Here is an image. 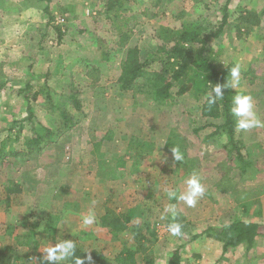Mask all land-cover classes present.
<instances>
[{"label": "rangeland", "instance_id": "obj_1", "mask_svg": "<svg viewBox=\"0 0 264 264\" xmlns=\"http://www.w3.org/2000/svg\"><path fill=\"white\" fill-rule=\"evenodd\" d=\"M128 1L125 15L137 20L128 43L148 50L157 47L159 26L180 29L200 23L216 30L226 2ZM107 2L51 0L54 20L49 24L39 0H0V148L5 142L0 153V251L11 255V264H37L45 247L72 239L83 251L102 253L101 264H146L147 256L166 264L179 247L182 264H264V236L250 251L241 245L225 254L221 242L206 235L190 241L192 234L235 218L264 222V127H236L235 137L250 162L240 176L235 155L225 147L227 132L212 134L223 120L202 116L210 90L177 96L176 85V100L165 105L148 96L143 80L133 90H121L116 79L126 48L109 20L95 22ZM229 9V24L218 39H210L209 47L223 49L218 63H239L236 91L252 97L257 118L264 122V0H232ZM252 13L258 15L257 23L242 20ZM103 51L109 53L107 59ZM27 83L32 85L28 99L19 92ZM47 91L55 105L76 119L83 117L56 141L29 151L27 138L42 126L57 128L63 120L49 109ZM73 94L80 110L69 99ZM174 137L180 152L181 144L186 147L188 163L195 160L189 173L177 169L172 149L166 147ZM11 148L24 152L15 155ZM192 174L205 189L196 205L169 199V191L186 190L185 180ZM15 185L21 192L8 194L7 188ZM173 204L185 215L191 235L168 232L173 221L165 209ZM90 211L96 222L85 226L82 216ZM108 211L131 218L129 228L116 237L101 223ZM28 236L31 248L25 244Z\"/></svg>", "mask_w": 264, "mask_h": 264}, {"label": "trees", "instance_id": "obj_2", "mask_svg": "<svg viewBox=\"0 0 264 264\" xmlns=\"http://www.w3.org/2000/svg\"><path fill=\"white\" fill-rule=\"evenodd\" d=\"M44 3L43 12L48 17V23L50 24L54 20V14L51 11V0H39ZM232 0H226L222 7V22L216 30H213L207 24H183L180 29L170 28L168 26H159L157 28V33L155 34L157 47L154 50H148L141 48L138 45L130 46L128 41L131 38L132 28L137 23L135 16H126L125 4L129 2L128 0H108L107 8L103 16H96L95 22L97 25H101L103 20H109L111 25L119 33V42L121 47L126 48L125 58L121 62V72L116 79L118 87L123 91L133 90L137 85L138 80H143V85L145 86V92L160 104H170L176 100V95H172V88L178 86L176 92L177 96L183 95L188 92H194L199 94V92L210 90L211 84H224L226 83L228 76V69H231L232 65L224 66V63H218L217 57H220L223 49L218 47L212 51L209 47L210 39H218L224 27L229 24L230 9L229 4ZM66 8H63L65 10ZM251 13H249L250 15ZM157 17V15H153ZM254 17V18H253ZM132 19L135 22L132 24ZM259 17L257 14L252 13V17H244L242 20L250 25L257 23ZM121 20V22H119ZM256 21V22H255ZM137 25V24H136ZM158 27V26H157ZM58 31L59 37L63 35L59 25L55 27ZM208 32L206 33V31ZM189 44H191L189 46ZM108 58L109 53L103 51ZM158 64L160 67L158 70H153V65ZM4 86L0 82V89ZM32 85L27 83L26 87L20 89V93H25V98L28 99ZM225 95L222 100H218L216 104L210 105L208 103V97L205 99L204 104L201 108L202 116L204 117H215L223 120L222 123L216 125V131L213 135H217L221 130L226 131L229 136V142L225 146L229 155H235L237 162L239 163L240 176H244L247 169L250 168V162L245 158L244 153H242V144L235 137L236 124L233 116L231 115V101L232 96L235 91L232 88L223 89ZM37 97V96H36ZM36 97L34 99H36ZM50 104L49 109L53 112H59V116L63 119L60 124H57V128H50L47 126H42L41 130L34 133L33 136L25 140V147L27 150L31 151L35 148H41L43 145L49 142L56 141L62 132L67 129H71L78 119L74 118L67 109L60 108V106L55 105L52 99L51 92L47 91L45 95ZM69 99L76 106L77 109H81V103L76 95L69 96ZM30 106H28V110ZM30 111V116H31ZM199 129H195V132H199ZM209 138V136H208ZM178 138H170L166 144L167 149L177 148ZM181 153L184 159L182 161H177V169H184L185 173H189L192 169V164L195 160H192V164L188 163L187 156L182 144ZM186 148V147H185ZM0 153L5 149V142L2 143L0 148ZM12 153L15 155L20 154L24 151H17L11 148ZM21 188L18 185L14 187H8L7 193H20ZM180 214V213H179ZM180 224L182 225V232L191 235L192 230L188 224L185 215L180 214ZM169 222H171V217H169ZM177 218V220H178ZM131 221L130 215L128 213H111L106 212L102 218L101 223L104 227L108 228L109 232L114 236H118L120 233L126 231L129 228V223ZM33 229L29 232V236L33 235ZM206 235L207 237L214 238L221 242L222 253L225 254L231 249L237 248L239 246H245L247 251H250L255 245L260 237L264 236V223L256 220H248L235 218L229 222L223 224L221 227L209 226L201 233H194L190 237L191 240H196L201 237V235ZM25 238L27 244L30 248L33 247V242L28 241L30 238ZM137 241L140 242L142 235L137 236ZM24 243L21 242V245ZM143 244L140 243L139 248ZM179 247L173 250L169 256L166 264H182L181 261V249ZM143 249V248H142ZM76 254L85 258V264H101L103 263V254L97 250H92L90 252H84L77 247ZM91 256V261L87 260V257ZM133 255H131V259ZM133 262V261H132ZM146 264H155L152 257L147 256L145 258ZM0 264H11V255L0 251ZM37 264H46L43 258L38 255ZM64 264H74L72 259L64 262ZM134 264V263H133Z\"/></svg>", "mask_w": 264, "mask_h": 264}, {"label": "clouds", "instance_id": "obj_3", "mask_svg": "<svg viewBox=\"0 0 264 264\" xmlns=\"http://www.w3.org/2000/svg\"><path fill=\"white\" fill-rule=\"evenodd\" d=\"M241 78V67L239 63L234 64L231 69H228V76L226 83L211 84L210 91L207 93L208 103L210 105L216 104L218 100L224 98L225 88L235 89V94L232 96L230 112L235 120L236 127L240 130H248L253 127H264V122L257 118V114L254 111V105L252 97L242 91H236ZM174 159L176 161H182L184 159L183 154L177 148H172ZM186 190L177 194L174 191L168 192L169 199L176 198L183 201L189 207H194L197 200L205 193L204 186L201 183L200 178L192 174L185 180ZM165 212L172 217L171 223L168 224L167 230L174 237L182 236V225L176 222L178 216V210L176 206L169 205ZM82 222L85 226H90L96 222V216L93 211H90L87 215L82 216ZM77 245L72 239H60L55 240V243H51L50 246L45 247L43 250V260L46 264H64V262L72 259L74 264H85V258L76 254ZM87 252V251H84ZM88 261H91V256L87 257Z\"/></svg>", "mask_w": 264, "mask_h": 264}, {"label": "built area", "instance_id": "obj_4", "mask_svg": "<svg viewBox=\"0 0 264 264\" xmlns=\"http://www.w3.org/2000/svg\"><path fill=\"white\" fill-rule=\"evenodd\" d=\"M60 21H64V18H60Z\"/></svg>", "mask_w": 264, "mask_h": 264}, {"label": "crops", "instance_id": "obj_5", "mask_svg": "<svg viewBox=\"0 0 264 264\" xmlns=\"http://www.w3.org/2000/svg\"><path fill=\"white\" fill-rule=\"evenodd\" d=\"M249 59H250V58H249ZM251 61H252V60L250 59V64H251ZM263 223H264V222H263Z\"/></svg>", "mask_w": 264, "mask_h": 264}]
</instances>
